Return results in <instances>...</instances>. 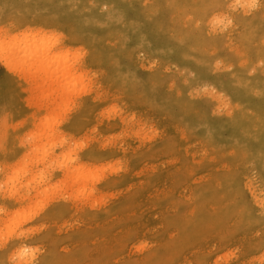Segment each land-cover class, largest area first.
I'll list each match as a JSON object with an SVG mask.
<instances>
[{
  "label": "rangeland",
  "instance_id": "374dc122",
  "mask_svg": "<svg viewBox=\"0 0 264 264\" xmlns=\"http://www.w3.org/2000/svg\"><path fill=\"white\" fill-rule=\"evenodd\" d=\"M29 31L86 78L0 52V264H264V0H0V41Z\"/></svg>",
  "mask_w": 264,
  "mask_h": 264
},
{
  "label": "bare ground",
  "instance_id": "6f19581e",
  "mask_svg": "<svg viewBox=\"0 0 264 264\" xmlns=\"http://www.w3.org/2000/svg\"><path fill=\"white\" fill-rule=\"evenodd\" d=\"M253 2V1H252ZM252 4V3H251ZM250 6V5H249ZM254 6V5H253ZM250 8V7H249ZM26 31V30H25ZM28 32V31H27ZM30 32V31H29ZM41 32V31H40ZM50 34H48V37H50L49 36ZM52 35H55V33H53ZM21 37H19V40H16V39H14L15 40V42H14V44H11V43H7V44H5V43H3V42H1L0 41V52H4V51H7V50H10V56H8L7 57V59H6V64L8 65H6V67L8 68L9 67V64L7 63V60L8 61H10V62H12V63H10L11 65H18V63H16V62H21V63H23V61H24V63H26V64H28V66L29 67H31V69H32V67L33 66H36L37 65V71H39V70H42L41 72V75L43 74V72H44V74L46 75H48V74H50V75H52V76H48V77H53L51 80L53 81V79H54V81L50 84L49 83V81H50V79L49 78H45V80H47V82L50 84V85H52V84H57L56 82H58V83H60V80H61V82L64 84V85H62V83H61V85H62V87L61 88H59V93H62L63 95L65 94L66 96H68L70 93H68V94H66V92H70V90H75L76 88H77V84H78V82L77 81H79V83H80V81L82 80V79H85L84 77H82V76H77L76 74H75V72L76 71H78L77 70V68H76V71L75 72H73V70H74V68L75 67H77V66H75L74 68H73V65L71 64V58H70V54L68 53L69 51H65L64 50V52L63 51H60L59 53H55V55H53V56H50V51H51V49H52V47H54V45H56V41H54L55 43H52V42H50L49 43V39H48V37H46V35L44 36V32H43V34H42V37H41V34H39V32H30V33H24V34H22V35H20ZM56 36V38H57V34L55 35ZM52 40V39H51ZM50 40V41H51ZM65 43V42H64ZM60 45V44H59ZM65 46V45H64ZM61 47H59V49H60ZM12 49H14V51H12ZM58 50V49H57ZM63 50V49H62ZM72 53V52H71ZM76 54V53H75ZM74 55V54H73ZM79 55V54H78ZM73 58H75L74 59V62L78 59L79 60V58L77 57V55H74V56H72ZM79 62V61H78ZM73 63V62H72ZM76 63H77V61H76ZM79 64V63H78ZM77 64V65H78ZM53 65H55V68L53 69ZM75 65V64H74ZM25 66V65H24ZM24 66H22L23 68H25ZM27 66V67H28ZM11 67V68H10ZM9 68L10 69H12V66H10ZM14 67V66H13ZM17 67V66H16ZM26 67V68H27ZM25 68V69H26ZM35 68V67H34ZM21 69L22 68H20L19 67V70L21 71ZM14 70H15V67H14ZM19 70H17V71H19ZM35 70V69H34ZM52 70H55V71H52ZM12 71V70H11ZM16 71V72H17ZM19 71V72H20ZM31 71V70H30ZM36 71V70H35ZM36 71V74H38V72ZM47 71V72H46ZM14 72V71H13ZM24 72H26V71H24ZM33 72V69H32V71H31V73ZM50 72V73H49ZM51 72H53V73H51ZM30 73V74H31ZM79 73H82V72H79ZM13 74V73H12ZM24 74H26V73H24ZM24 74H22V77H25V76H23ZM16 75H17V73H16ZM20 75H21V72H20ZM32 75L34 76V74L32 73ZM82 75H84V74H82ZM86 75V74H85ZM31 75H29V77H30ZM33 76L31 77L32 78V80L34 79L33 78ZM29 77L27 78V75H26V78L27 79H29ZM35 77H36V75H35ZM40 78H41V76H39ZM39 77H37L36 78V80L39 78ZM25 78V79H26ZM39 78V79H40ZM42 78H43V75H42ZM26 79V80H27ZM38 79V80H39ZM49 79V80H48ZM60 79V80H59ZM87 79H88V77H87ZM22 80H24L23 78H22ZM31 80V79H30ZM30 80L28 81V82H30ZM31 80V81H32ZM36 80H34V81H36ZM41 80V79H40ZM44 80V81H45ZM43 80H41L40 82L38 81V83L39 84H41V86L39 85V86H37L38 84L37 83H35L36 84V86H32L33 88L32 89H34L35 87H44L43 86V83L44 82H42ZM83 81V80H82ZM25 82H27V81H25ZM37 82V81H36ZM42 82V83H41ZM86 82H88V81H86ZM48 83H45V84H48ZM90 83V82H89ZM54 84V85H55ZM83 84H84V81H83ZM32 85H34V82H33V84ZM58 85V84H57ZM48 87H49V85H47ZM56 86V85H55ZM30 87V86H29ZM47 87V88H48ZM58 87H59V85H58ZM79 87V86H78ZM87 87H88V85H87ZM86 87V88H87ZM46 87H45V89H47ZM64 90H63V89ZM30 89V88H29ZM29 89H27V90H29ZM32 89H30L31 91H33V92H35L34 90H36V92L35 93H37V94H42V93H44V89L43 88H40V89H38L40 92L38 93L37 92V88L36 89H34V90H32ZM52 89L53 90H55V88L54 87H52ZM88 89V88H87ZM90 89H91V87H90ZM43 90V91H42ZM48 90H50V88L48 89ZM56 90H58V88H57V86H56ZM61 90H63L65 93H63V91L61 92ZM41 91H42V93H41ZM78 91V90H77ZM85 91V90H84ZM30 92V91H29ZM32 92V93H33ZM55 92H57V91H55ZM31 93V92H30ZM31 93V94H32ZM46 93H48V92H46ZM58 93V92H57ZM56 93V94H57ZM85 93H87L86 91L84 92V94ZM88 93H90V90L88 91ZM61 94V95H62ZM72 94V93H71ZM69 95V96H72V98H73V94L72 95ZM75 94V93H74ZM83 94V95H84ZM34 95V94H33ZM36 95V94H35ZM44 95H46V94H44ZM47 95H51V92L49 91V94H47ZM57 95H60V94H57ZM64 95V96H65ZM76 95V94H75ZM42 96V95H41ZM61 97V96H59V97H61L60 98V101L61 100H63V98H65V97ZM77 96V95H76ZM42 97H44V96H42ZM51 97V96H50ZM50 97H49V99H50ZM56 97V96H55ZM55 97H54V99H55ZM31 98H32V96H31ZM38 98V97H37ZM48 97H45V99H47ZM51 98H53V95H52V97ZM69 98V97H68ZM67 98V99H68ZM78 98V97H77ZM36 99V98H35ZM39 99V98H38ZM40 99L42 100V98L40 97ZM54 99H53V101H54ZM57 99V98H56ZM71 99V98H70ZM74 99V98H73ZM37 100V99H36ZM48 100V99H47ZM39 101V100H38ZM52 101V102H53ZM60 101H59V103H60ZM64 101V100H63ZM72 101V100H71ZM71 101H69L68 103H70ZM29 102V101H28ZM42 102V101H41ZM62 102V101H61ZM30 103V102H29ZM51 103V102H50ZM54 103H56V108H57V103L58 102H55L54 101ZM73 103V101L71 102V104ZM41 104V103H40ZM35 105H37V102H35ZM59 106H61L60 104H58ZM63 105V104H62ZM65 105H66V103H65ZM64 105V106H65ZM27 107H28V105H27ZM44 107H45V105H44ZM67 107H69V104H67ZM46 108V107H45ZM51 108H52V106H51ZM53 108H54V106H53ZM61 108V107H60ZM48 109V108H47ZM55 109V108H54ZM64 109V108H63ZM66 109V108H65ZM64 109V110H65ZM69 109H70V107H69ZM49 110V109H48ZM58 110H60V109H58ZM65 111H68V110H65ZM50 112H52V109H50V111H49V113ZM56 112V111H55ZM55 112H53L54 114H53V116L55 115ZM47 113H48V111H47ZM59 114H61V110H60V113ZM58 114V115H59ZM62 114H64V113H62ZM111 114V113H110ZM114 114V113H113ZM49 115V114H48ZM52 115V114H51ZM50 115V116H51ZM31 116V115H30ZM53 116H51V117H53ZM56 116V115H55ZM109 116V115H108ZM31 117H33V116H31ZM43 117V116H42ZM42 117H40V118H42ZM47 117V116H46ZM59 118H61V115L58 117V119ZM36 119V118H35ZM54 120H55V118H53ZM57 119V118H56ZM36 120H38V119H36ZM59 120H61V119H59ZM59 120H58V123L56 122L57 120H55V125H56V123H57V125L59 124ZM39 121V120H38ZM35 124V123H34ZM44 124V123H43ZM28 125V124H27ZM54 125V124H53ZM34 126H41V125H37V123H36V125H34ZM60 126V125H59ZM58 126V127H59ZM50 127V126H49ZM55 127V126H54ZM53 127V128H54ZM61 127V126H60ZM59 127V128H60ZM51 128V127H50ZM40 129H41V127H40ZM48 129V128H47ZM33 130H38L37 128L35 129V127H34V129ZM52 130V129H51ZM39 131V130H38ZM38 131H37V133H38ZM46 131H48V130H46V128H44V130L41 132V134H39V136H41L42 137V135L43 134H47V133H49L50 132V130L46 133ZM53 131V130H52ZM33 132V131H32ZM32 132H30V135H31V133ZM55 132H56V130H55ZM36 133V132H35ZM52 133H54V132H52ZM51 133V134H52ZM58 133V132H57ZM56 133V135L57 136H59L58 134ZM55 134V133H54ZM50 135V134H49ZM33 136V135H32ZM35 136V135H34ZM45 136V135H44ZM52 136L54 137L55 135H53L52 134ZM50 137V136H49ZM48 137V139H50ZM51 138L52 140V142L55 140V138L56 137H54V138ZM43 139V138H42ZM41 139V140H42ZM48 139H46V142L48 141ZM54 139V140H53ZM58 139H60V138H58L57 137V139L55 140V141H58ZM41 140H40V142H41ZM43 140H45V138L43 139ZM63 140H65V139H63ZM33 141V140H32ZM36 141V140H35ZM49 142V141H48ZM38 143V142H37ZM36 142H35V146H34V142H33V148H35L36 147V145L38 146V147H41L42 148V143L43 142H41V144L39 143V144H37ZM54 143V142H53ZM52 143V144H53ZM64 143H65V141H64ZM57 144V143H56ZM62 145H63V143H61ZM40 145V146H39ZM48 145V144H47ZM58 145V144H57ZM57 145H55V146H57ZM64 146V145H63ZM77 146V145H76ZM38 147H36L37 149H39ZM58 147V146H57ZM59 147H60V144H59ZM79 147V146H78ZM51 148V147H50ZM49 148V149H50ZM53 148V147H52ZM56 148V147H55ZM43 149V148H42ZM47 148L45 147V150H46ZM49 149L47 150L48 152H49ZM76 149H80V148H76ZM32 151V150H31ZM40 151V150H39ZM80 151V150H79ZM50 152L52 153V151L50 150ZM50 152L48 153V154H50ZM78 152V151H77ZM32 153H33V151H32ZM61 153H63V152H61ZM61 153H59V158L61 157ZM66 153V152H65ZM34 154H35V158L37 157L36 156V154L37 153H33L32 154V156H34ZM48 154H47V156H48ZM58 154V153H57ZM67 155H69L68 153H66ZM73 154H75V153H73ZM40 155V154H39ZM77 155V154H76ZM75 155V156H76ZM31 156V157H32ZM43 156V155H42ZM45 157L43 158V160H44V162H45V159H46V155H44ZM50 156V155H49ZM74 156V161L76 162L77 160H75L76 159V157ZM39 157H41V156H39ZM73 157V156H72ZM27 158H28V156H27ZM42 158V157H41ZM54 158V157H53ZM71 158V157H70ZM25 159H26V157H25ZM29 159V158H28ZM28 159H26V161H31V159L30 160H28ZM61 159V158H60ZM67 159V158H66ZM33 160H36V159H33ZM47 160V159H46ZM57 160V159H56ZM52 161V160H51ZM50 161V162H51ZM61 161V160H60ZM73 161V162H74ZM25 161L23 160L21 163H24ZM44 162H42V163H44ZM47 162H48V160H47ZM53 162V161H52ZM58 162V161H57ZM62 162V161H61ZM60 162V163H61ZM65 162V161H64ZM68 162V161H67ZM27 163V162H26ZM29 163H32V162H29ZM37 163H38V161H37ZM54 163V162H53ZM45 164H47V163H45ZM50 164V166H51V163H49ZM56 164V163H55ZM62 164V163H61ZM71 164H73V163H69V165H71ZM76 164V163H75ZM21 165V164H20ZM24 165V164H23ZM32 165V164H31ZM30 164H29V166H31ZM74 165V164H73ZM79 164H77V166H78ZM80 165H82V164H80ZM83 165H85V164H83ZM87 165V164H86ZM114 165V164H113ZM118 165V164H117ZM65 166V165H64ZM63 166V167H64ZM67 166V165H66ZM65 166V167H66ZM97 166V165H96ZM96 166H94V167H96ZM107 166V165H106ZM105 166V167H106ZM18 166H16V168H17ZM64 167V168H65ZM80 167V166H79ZM82 167V166H81ZM90 167H92L91 165H90ZM98 167V166H97ZM101 167V166H100ZM99 167V168H100ZM114 167V166H113ZM20 168V167H19ZM30 168V167H29ZM67 168V167H66ZM72 168H75V166L73 167L72 166ZM72 168H71V170H72ZM84 168V167H83ZM85 168H87V167H85ZM115 168V167H114ZM116 168H118V167H116ZM120 168V167H119ZM118 168V169H119ZM10 169V168H9ZM14 169H15V166H14ZM26 168H24V173H25V171L27 170H25ZM88 169V168H87ZM108 169V168H107ZM23 170V169H22ZM58 170V169H57ZM63 170V169H62ZM70 170V171H71ZM85 171H86V169H84ZM120 170V169H119ZM19 171V170H18ZM65 171H69V170H66L65 169ZM69 171V172H70ZM78 171H79V168H78ZM91 171V170H90ZM108 171V170H107ZM12 172V171H11ZM11 172H10V175H11ZM31 171L29 170V173H30ZM69 172H67V173H69ZM9 173V172H8ZM23 173V175L25 176V174ZM27 173V172H26ZM61 173V172H60ZM63 173H64V171H63ZM78 173V172H77ZM82 173V172H81ZM92 173V172H91ZM105 172L103 171V174H104ZM18 174V173H17ZM21 174V173H20ZM32 174V173H31ZM38 174V173H37ZM65 174V173H64ZM72 174H74V172H72ZM71 174V175H72ZM83 174V173H82ZM85 174V173H84ZM117 174V173H116ZM5 175H7V174H5ZM19 175V174H18ZM18 175H16V176H18ZM33 175H34V173H33ZM33 175H32V177H33ZM36 175V174H35ZM34 175V177H37V176H35ZM44 175V174H43ZM47 175H49V174H47ZM63 175V174H62ZM70 175V174H69ZM69 175H64V177L67 179L68 177L67 176H69ZM71 175H70V177H71ZM94 175V174H93ZM19 176H21V175H19ZM18 176V177H19ZM30 176V175H29ZM61 176V175H60ZM72 176H74V175H72ZM80 176V175H79ZM78 176V177H79ZM99 176V175H98ZM10 177V176H9ZM15 177V176H14ZM33 177V178H34ZM40 177H43L42 175H40ZM45 177V176H44ZM101 179H102V177H101V175L99 176ZM53 178V177H52ZM89 178V177H88ZM104 178V177H103ZM106 178V177H105ZM6 179V178H5ZM24 179V178H23ZM34 179H36V178H34ZM43 179V178H42ZM70 179V178H69ZM69 179H67V180H69ZM71 179H72V177H71ZM70 179V180H71ZM107 179V178H106ZM18 180H20V178L18 179ZM17 180V181H18ZM69 180V182H72L73 184H74V180L72 179L71 181ZM13 181V180H12ZM22 181V180H21ZM36 181V180H35ZM44 181V180H43ZM42 181V182H43ZM82 182H84L85 180H81ZM87 181H90L89 179H87ZM87 181H86V183H87ZM93 181V180H92ZM32 182L34 183V181L32 180ZM40 182V181H39ZM41 182V183H42ZM45 182V181H44ZM63 183H65V187H67V183L66 182H68V181H66L65 180V182L64 181H62ZM68 182V183H69ZM99 182H101V181H99ZM10 183V182H9ZM15 183V182H14ZM62 183V184H63ZM80 182L78 181V183H75V185H78ZM85 183V182H84ZM90 185H91V183L90 182H88ZM95 183V182H94ZM97 183V182H96ZM7 184H8V182H7ZM28 184H29V182H28ZM31 184V183H30ZM67 184V185H66ZM72 184V186H74ZM83 184V183H82ZM16 185V184H15ZM36 185V184H35ZM37 185H39V184H37ZM59 185H60V183H59ZM58 185V186H59ZM85 186H87V184H84ZM83 185V186H84ZM93 185V184H92ZM10 186V185H9ZM12 186H14V185H12ZM18 186L19 185H17L16 187L18 188ZM20 186H21V183H20ZM62 186V185H61ZM78 186H81V183L78 185ZM89 186V185H88ZM63 187H64V184H63ZM69 187V189H70V185L68 186ZM76 188H79V187H77V186H75ZM90 187V186H89ZM92 187V186H91ZM10 188H12L11 186H10ZM58 188V187H57ZM56 188V189H57ZM81 188V190H82V187H80ZM79 188V189H80ZM88 188V187H87ZM87 188H86V190H87ZM94 188V187H93ZM19 189V188H18ZM65 189V188H64ZM68 189V188H67ZM91 189V188H90ZM9 190V189H8ZM7 190V192H8V194L11 192H9ZM12 190V189H11ZM59 190H61V188L59 189ZM72 190H73V188H72ZM92 190V189H91ZM97 189H95V191H96ZM104 190V189H103ZM18 191V190H17ZM47 191H49V190H47ZM57 191V190H56ZM71 191V190H70ZM76 191H78V190H76ZM42 192V191H41ZM50 192V191H49ZM49 192H46V193H49ZM73 192V191H72ZM87 192V191H86ZM89 192V191H88ZM103 192V191H102ZM12 193V192H11ZM28 193V192H27ZM74 193V192H73ZM72 193V194H73ZM76 193V192H75ZM93 193V192H92ZM16 194V193H15ZM23 194V193H22ZM25 194H26V192H25ZM98 194V193H97ZM96 194V195H97ZM105 194V193H104ZM11 195V194H10ZM16 195H18V194H16ZM38 195H40V194H38ZM48 195L49 194H47V197H48ZM76 195V194H75ZM75 195H73V196H75ZM79 195V197H80V194H78ZM93 195V194H92ZM95 195V196H96ZM99 195V194H98ZM106 195V194H105ZM20 196V195H19ZM26 197L28 196V194L27 195H25ZM41 196H43V195H41ZM87 197H88V195H86ZM100 196V195H99ZM76 197H78V196H76ZM75 197V198H76ZM108 197V196H107ZM7 199L9 198V195H8V197H6ZM11 198V197H10ZM25 198V197H24ZM23 198V199H24ZM44 198V197H43ZM49 198V197H48ZM48 198H46V199H48ZM81 198V197H80ZM79 198V199H80ZM91 198V197H90ZM96 198H97V196H96ZM96 198L94 197V199H93V201H95L96 200ZM19 199V198H18ZM22 199V198H21ZM22 199V200H23ZM27 199H28V197H27ZM79 199H77V200H79ZM82 199V198H81ZM80 199V200H81ZM89 199V198H88ZM88 199H85V200H88ZM103 199V198H102ZM107 199V198H106ZM256 199V198H255ZM22 200H21V202H22ZM49 200V199H48ZM76 200V199H75ZM85 200H83V201H85ZM3 201V200H2ZM16 202H17V200H15ZM39 202H40V199L38 200ZM52 201H54V200H51V202ZM90 201V200H89ZM93 201H91L92 203H93ZM97 201V200H96ZM103 201H104V199H103ZM102 201V202H103ZM37 202V201H36ZM86 202V201H85ZM260 202V201H259ZM29 203V202H28ZM91 203V204H92ZM99 203V202H98ZM44 204V203H43ZM46 204V203H45ZM31 205H34V204H31V202H30V204L28 205H26V206H31ZM48 205V204H47ZM47 205H46V208H47ZM105 205V204H104ZM3 206V205H2ZM25 206V205H24ZM25 206V207H26ZM45 206V205H44ZM96 206H98V205H96ZM95 206V207H96ZM25 207H24V210H27L28 211V207H26V209H25ZM38 207V206H37ZM41 208H42V206H41ZM41 208H39V211H40V209ZM51 208V207H50ZM94 208V207H93ZM5 209V208H4ZM18 210H20L19 208H17ZM21 209H22V207H21ZM33 209V208H32ZM5 210H7V209H5ZM31 210V209H30ZM42 210V209H41ZM89 210V209H88ZM1 211V210H0ZM4 211V210H3ZM3 211H2V213H3ZM8 211V210H7ZM17 211V210H16ZM16 211H15V213H16ZM22 210H20V212H21ZM32 211V210H31ZM36 211V210H35ZM12 212H14V211H12ZM11 212V213H12ZM24 212H26V211H24ZM37 212V211H36ZM6 212L4 211V214H5ZM10 213V214H11ZM31 213V212H30ZM38 213V212H37ZM40 213V212H39ZM7 214V213H6ZM13 214V213H12ZM11 214V215H12ZM2 215V214H1ZM0 215V216H1ZM10 215V216H11ZM32 215V214H31ZM31 215H29V216H31ZM34 215V214H33ZM5 216H7V215H5ZM10 216H8V218L7 219H9V217ZM34 216H36V215H34ZM4 217V216H3ZM11 217H13V216H11ZM10 217V218H11ZM32 217V216H31ZM6 218V217H5ZM7 219H5V220H7ZM27 219H29V218H27ZM32 219V218H31ZM5 220H3L4 222H5ZM11 220V219H10ZM2 221V222H3ZM3 222V223H4ZM2 223V224H3ZM21 223L22 222H20V225H21ZM25 223V222H24ZM6 224V223H5ZM41 225V224H40ZM1 226H3V225H1ZM11 227H12V225H11ZM17 227V226H16ZM19 227V226H18ZM17 227V228H18ZM21 227V226H20ZM17 228H15L14 229V231L17 229ZM36 228V227H35ZM2 229V228H1ZM32 229V228H31ZM30 229V230H31ZM37 229V228H36ZM36 229L34 230L35 232H36ZM39 229H40V227H39ZM3 230V229H2ZM33 230V229H32ZM4 232H5V230H3ZM27 231H28V229H27ZM27 231H25L26 233H27ZM38 232V231H37ZM39 232H40V230H39ZM23 233V232H22ZM34 233V232H33ZM0 234H1V232H0ZM11 234V233H10ZM15 234V232L13 233V235ZM24 234V233H23ZM12 235V236H13ZM28 235V234H27ZM11 236V235H10ZM21 236V235H20ZM23 236V235H22ZM9 237V236H8ZM14 237H15V235H14ZM7 238V237H6ZM16 238V237H15ZM11 239V238H10ZM7 240V239H6ZM143 242H145V241H143ZM142 242V243H143ZM21 243V242H20ZM140 244H141V242H140ZM139 244V245H140ZM138 245V246H139ZM143 245V244H142ZM21 247H22V245H21ZM137 247V246H136ZM146 247V246H145ZM20 248V247H19ZM143 248V247H142ZM144 249V248H143ZM20 250V249H19ZM27 250V249H26ZM29 250V249H28ZM30 250H31V248H30ZM138 250V249H137ZM36 251H37V249H36ZM39 251V250H38ZM27 252H29V251H27ZM34 252V251H33ZM142 252H143V250H142ZM23 253V252H22ZM25 253V252H24ZM37 253V252H36ZM25 254H27V253H25ZM29 254V253H28ZM30 255V254H29ZM26 257V256H25ZM21 258V257H20ZM24 258V257H23ZM28 257H26V259H27ZM34 258V257H33ZM32 258V259H33ZM28 259H30V258H28ZM27 259V260H28ZM25 260V259H24ZM34 260H35V258H34ZM31 262V260L29 261V263ZM36 262V261H35ZM26 263H28L27 261H26ZM25 263V264H26ZM21 264V263H20Z\"/></svg>",
  "mask_w": 264,
  "mask_h": 264
}]
</instances>
